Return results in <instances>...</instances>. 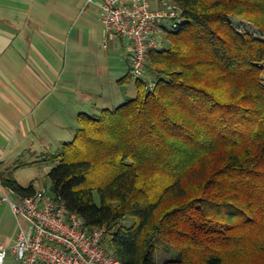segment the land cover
Here are the masks:
<instances>
[{
    "label": "trees",
    "instance_id": "1",
    "mask_svg": "<svg viewBox=\"0 0 264 264\" xmlns=\"http://www.w3.org/2000/svg\"><path fill=\"white\" fill-rule=\"evenodd\" d=\"M169 5L183 21L148 54L155 88L136 80L134 99L79 115L49 156L51 194L122 264H264V0ZM8 173L3 187L35 196Z\"/></svg>",
    "mask_w": 264,
    "mask_h": 264
},
{
    "label": "rangeland",
    "instance_id": "2",
    "mask_svg": "<svg viewBox=\"0 0 264 264\" xmlns=\"http://www.w3.org/2000/svg\"><path fill=\"white\" fill-rule=\"evenodd\" d=\"M170 3L171 0H152L153 8H160ZM69 7L67 12L50 10L38 12L40 20H45L44 18L49 15L61 18L60 13H66L67 18H70V24L62 22L58 26L47 28L38 26L50 48L46 54L53 60L57 69V71L44 69L42 73L40 72L41 78H37L38 82L42 85L45 83L59 85L53 99H45L47 102L32 118L39 129L27 138H22V133L15 136L11 132L7 136L3 135L5 139H0L6 149L0 169L15 175L22 185L29 186L33 183L35 188L46 189L49 195L52 194L48 175L56 166L48 160L49 156L58 152L64 143L74 139L79 115L100 114L104 108L115 109L134 99L137 94L135 79L129 77L120 82L130 73L127 53L129 43L119 37L114 42L107 39L108 36L100 19V9L95 12L97 8L95 3L85 0L83 6L80 4L76 8L71 5ZM67 18L64 16L63 19L67 22ZM231 20L242 32L260 35L257 28L244 20L235 16H231ZM167 26L171 27L169 23ZM260 37L264 39V36L260 35ZM75 62L79 64L80 74L73 70ZM67 85H69L68 90H65ZM43 87L46 89L47 86ZM46 93L47 91L43 90L40 99ZM56 101L59 103L58 107ZM8 108L11 111L13 109ZM52 112L55 113V117H50ZM58 118L66 121L67 132L60 128L54 131L59 125L55 123L57 122L55 119ZM24 124L27 125L28 121ZM97 202L100 204L98 196ZM171 258V255L158 251L156 263L162 264ZM5 264H20L12 249L8 251Z\"/></svg>",
    "mask_w": 264,
    "mask_h": 264
},
{
    "label": "built area",
    "instance_id": "3",
    "mask_svg": "<svg viewBox=\"0 0 264 264\" xmlns=\"http://www.w3.org/2000/svg\"><path fill=\"white\" fill-rule=\"evenodd\" d=\"M100 19L107 35L115 34L130 44V76L147 81V88L153 90L156 83L146 75L148 54L160 47L167 30L182 23V10L177 5L153 8L152 0H103ZM8 192L16 201H3L10 204L17 218L27 222L20 225L12 249L20 264H122L103 246L104 230L89 231L79 216L69 214L65 204L46 189L30 198ZM7 256L8 249L0 246V264L6 263Z\"/></svg>",
    "mask_w": 264,
    "mask_h": 264
},
{
    "label": "crops",
    "instance_id": "4",
    "mask_svg": "<svg viewBox=\"0 0 264 264\" xmlns=\"http://www.w3.org/2000/svg\"><path fill=\"white\" fill-rule=\"evenodd\" d=\"M102 2L103 0L93 2L98 8H96V13ZM80 4L83 6L85 0H0V139H5L4 137L11 132L15 136L22 133V138H27L30 134L37 132L39 128L32 118L47 100L53 99L59 87V85L48 83L42 85L38 82L37 78H41L40 75L44 69L57 71L55 63L46 54L50 48L45 42L44 33L38 26L47 28L58 26L62 22L70 24V18H67L66 13H60L61 18L48 14L45 20H40L38 12L47 10L67 12L69 5L76 8ZM64 16L67 22L63 19ZM107 36V39L113 42L118 37L115 34ZM127 47L128 61L131 65L132 49L130 44ZM51 53L56 56L54 51L51 50ZM79 69V64L73 63L74 72L80 74ZM43 86H47L46 89ZM68 86L65 90H68ZM43 90L47 93L40 99L42 96L40 93ZM56 103L58 107L59 103L57 101ZM8 107L13 108L12 111ZM50 117H55V113L52 112ZM55 120L57 121L55 123L59 125L54 131L60 128L67 132L66 121L62 118ZM25 121H28L27 125L24 124ZM5 152L4 143L0 141V165L5 159ZM5 172L0 169V174ZM3 198L16 201V198L2 186L0 181V246L6 247L9 251L18 241L20 225L26 226L27 222L17 218L10 204L3 201Z\"/></svg>",
    "mask_w": 264,
    "mask_h": 264
}]
</instances>
